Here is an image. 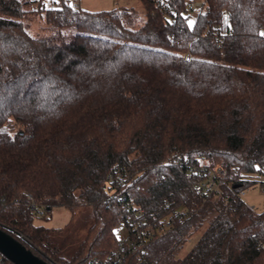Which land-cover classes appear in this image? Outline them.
<instances>
[{
	"label": "trees",
	"instance_id": "1",
	"mask_svg": "<svg viewBox=\"0 0 264 264\" xmlns=\"http://www.w3.org/2000/svg\"><path fill=\"white\" fill-rule=\"evenodd\" d=\"M141 1L131 30L118 8L61 0L48 21L80 33L58 44L28 34L26 0H0V228L51 264H87L143 209L167 231L126 264H264V211L240 195L264 170V0ZM202 164L227 170L206 198ZM83 206L94 223L67 259L62 229L35 219Z\"/></svg>",
	"mask_w": 264,
	"mask_h": 264
},
{
	"label": "rangeland",
	"instance_id": "2",
	"mask_svg": "<svg viewBox=\"0 0 264 264\" xmlns=\"http://www.w3.org/2000/svg\"><path fill=\"white\" fill-rule=\"evenodd\" d=\"M44 1V2H43ZM26 0L24 5L25 14L20 20L30 36L38 39H51L58 44L71 41L76 34L80 33L75 26H57L47 19L46 10L52 7H60L61 0ZM44 3V8L38 5ZM72 8L97 12L120 9L125 12L123 24L131 30L140 29L147 21V11L141 0H68ZM202 11L201 7H194L190 14V22L194 23L197 15ZM251 185L242 187L241 198L260 213L264 211V191L262 182L264 175L261 173L248 178ZM46 217L38 216L35 224L50 229H62L58 233L57 242L60 244L61 254L65 258H70L85 239L89 229L94 223V214L91 206L77 208L74 212L66 207H55L52 212L45 213ZM127 229L125 225H120L116 229V234L125 236ZM199 235L194 236L185 245L181 255H186L197 243Z\"/></svg>",
	"mask_w": 264,
	"mask_h": 264
},
{
	"label": "built area",
	"instance_id": "3",
	"mask_svg": "<svg viewBox=\"0 0 264 264\" xmlns=\"http://www.w3.org/2000/svg\"><path fill=\"white\" fill-rule=\"evenodd\" d=\"M201 2H195L194 7H201ZM190 172L199 176L200 181L195 184V192L201 197H209L221 189L223 185H227V170L221 165L208 166L202 164L200 166L190 167ZM264 175V170L261 172ZM117 177H121V171H115ZM264 191V182H262ZM242 193V192H241ZM241 195V194H240ZM42 214V213H41ZM186 215L185 211L181 212V218ZM168 226L158 225L156 228L150 225L145 210H140L132 218L130 224L126 226L127 233L120 237L119 248L111 254L94 258L87 264H126L131 256H142L148 250L150 241L155 235H161L167 231ZM0 264H4L3 255L0 254Z\"/></svg>",
	"mask_w": 264,
	"mask_h": 264
},
{
	"label": "water",
	"instance_id": "4",
	"mask_svg": "<svg viewBox=\"0 0 264 264\" xmlns=\"http://www.w3.org/2000/svg\"><path fill=\"white\" fill-rule=\"evenodd\" d=\"M0 254L14 264H51L2 228H0Z\"/></svg>",
	"mask_w": 264,
	"mask_h": 264
},
{
	"label": "snow or ice",
	"instance_id": "5",
	"mask_svg": "<svg viewBox=\"0 0 264 264\" xmlns=\"http://www.w3.org/2000/svg\"><path fill=\"white\" fill-rule=\"evenodd\" d=\"M227 20V18H225ZM192 22H189V27H191ZM261 36H264V32L260 33Z\"/></svg>",
	"mask_w": 264,
	"mask_h": 264
}]
</instances>
